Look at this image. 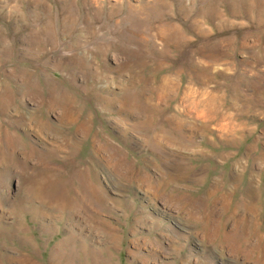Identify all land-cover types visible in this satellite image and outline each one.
Here are the masks:
<instances>
[{"label": "rangeland", "instance_id": "rangeland-1", "mask_svg": "<svg viewBox=\"0 0 264 264\" xmlns=\"http://www.w3.org/2000/svg\"><path fill=\"white\" fill-rule=\"evenodd\" d=\"M0 55V264H264V0H0Z\"/></svg>", "mask_w": 264, "mask_h": 264}, {"label": "bare ground", "instance_id": "bare-ground-1", "mask_svg": "<svg viewBox=\"0 0 264 264\" xmlns=\"http://www.w3.org/2000/svg\"><path fill=\"white\" fill-rule=\"evenodd\" d=\"M39 2H40V0H39ZM101 2V1H100ZM37 3V2H36ZM44 3V2H43ZM38 4V3H37ZM46 5H47V3H46ZM48 6V5H47ZM50 6V5H49ZM48 6V7H49ZM44 7V6H43ZM68 10V9H67ZM66 10V13H68V11ZM70 10V9H69ZM49 11V10H48ZM37 16V15H36ZM67 15H65V17H66ZM62 18H63V15H62ZM72 20V19H71ZM63 22H64V20H63ZM66 23V24H65ZM64 23V28H66L67 27V21ZM70 25V24H69ZM46 27H48V26H46ZM70 27V26H69ZM63 29V28H62ZM68 31V30H67ZM66 31V32H67ZM75 37H76V35H75ZM49 38V37H48ZM75 39V38H74ZM51 41V40H50ZM54 43V42H53ZM52 44V43H51ZM3 53V52H2ZM1 56V55H0ZM80 59V58H79ZM82 60H80V62H81ZM81 63H83V62H81ZM87 64V63H86ZM89 64V63H88ZM84 65V64H83ZM104 65V64H103ZM82 67H84V66H82ZM27 74V73H26ZM54 84V83H53ZM55 86V85H54ZM1 97V96H0ZM63 97V96H62ZM7 107V106H6ZM52 111V110H51ZM4 112H6V111H4ZM22 118H23V116H21ZM33 117H34V115H33ZM41 117V116H40ZM34 121H32V122H36L37 124L39 123V129H44V128H46V127H48V125H46L45 123H40L35 117H34ZM40 119V118H39ZM44 119V118H43ZM64 119V118H63ZM43 121V120H42ZM45 121V120H44ZM35 124V123H34ZM48 124V123H47ZM37 126V125H36ZM54 128V127H53ZM48 129H50V128H48ZM52 133V132H51ZM77 133V132H76ZM84 133V132H83ZM85 134H86V132H85ZM76 138V137H75ZM74 139V138H73ZM74 141V140H73ZM78 141V140H77ZM81 142V141H80ZM77 143H79V142H77ZM58 144V143H57ZM51 147V146H50ZM98 147V146H97ZM95 169V168H94ZM95 172V171H94ZM91 173H92V171H91ZM91 173H90V175H91ZM93 174V173H92ZM88 175V174H87ZM82 176V175H81ZM85 177H86V175H85ZM88 177V176H87ZM78 178V177H77ZM92 178H93V176H92ZM88 179V178H87ZM97 180V179H96ZM85 181V180H84ZM87 181V180H86ZM89 181V180H88ZM82 183V182H81ZM83 183H85V182H83ZM90 185V184H89ZM42 187V186H41ZM48 187H50V186H48ZM88 188V187H87ZM52 189V188H51ZM50 189V190H51ZM54 189V188H53ZM56 190V189H55ZM95 190V189H94ZM96 190H97V188H96ZM100 190V189H99ZM52 191V190H51ZM58 191V190H57ZM52 192H54V191H52ZM51 192V193H52ZM98 192V191H97ZM43 193H44V191H43ZM47 193V192H46ZM39 194H40V192H39ZM55 194V193H54ZM54 194H52V195H54ZM59 194V193H58ZM102 194H104V193H102ZM101 198H103L101 195H99ZM94 197V196H93ZM46 198V197H45ZM53 199H55V198H53ZM100 198L99 197H97L96 198V200H99ZM63 200V199H62ZM66 200V199H65ZM101 200V199H100ZM58 201V200H57ZM60 203V202H59ZM62 203V202H61ZM66 203H67V201H66ZM44 204H46V203H44ZM44 206V205H43ZM62 206L63 207H65L66 208V206H68L67 204H62ZM72 206V205H71ZM70 207V206H69ZM256 258V257H255Z\"/></svg>", "mask_w": 264, "mask_h": 264}]
</instances>
